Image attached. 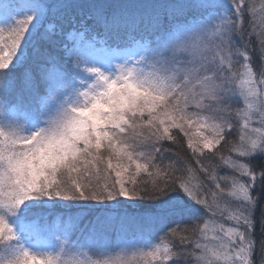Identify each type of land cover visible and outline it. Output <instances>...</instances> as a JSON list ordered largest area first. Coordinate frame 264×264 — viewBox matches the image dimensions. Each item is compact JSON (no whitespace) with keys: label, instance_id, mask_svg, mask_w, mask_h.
<instances>
[{"label":"snow or ice","instance_id":"1","mask_svg":"<svg viewBox=\"0 0 264 264\" xmlns=\"http://www.w3.org/2000/svg\"><path fill=\"white\" fill-rule=\"evenodd\" d=\"M0 264H264V5L0 0Z\"/></svg>","mask_w":264,"mask_h":264},{"label":"rangeland","instance_id":"2","mask_svg":"<svg viewBox=\"0 0 264 264\" xmlns=\"http://www.w3.org/2000/svg\"><path fill=\"white\" fill-rule=\"evenodd\" d=\"M252 3H255L256 9L259 12L260 8L262 5H264V0H251ZM238 107L242 106V105H237ZM238 139V136H237Z\"/></svg>","mask_w":264,"mask_h":264},{"label":"trees","instance_id":"3","mask_svg":"<svg viewBox=\"0 0 264 264\" xmlns=\"http://www.w3.org/2000/svg\"><path fill=\"white\" fill-rule=\"evenodd\" d=\"M254 4H255V3H254ZM236 138H237V137H236ZM185 149H186V144H185ZM224 154L227 155L228 153L225 152ZM184 155L191 156V153L186 151V152L184 153ZM192 162H193V164H195V161H194V160H193ZM226 171H227V170H219V174H220V175H224V174H226Z\"/></svg>","mask_w":264,"mask_h":264}]
</instances>
